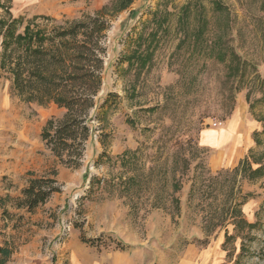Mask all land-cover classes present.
Segmentation results:
<instances>
[{"label": "rangeland", "instance_id": "374dc122", "mask_svg": "<svg viewBox=\"0 0 264 264\" xmlns=\"http://www.w3.org/2000/svg\"><path fill=\"white\" fill-rule=\"evenodd\" d=\"M88 16L107 23L102 84L81 159L67 166L41 137L65 109L13 90L1 30ZM0 73V154L32 151L39 165L1 177L0 245L16 253L36 236L38 264H66L70 240L128 251L135 264H264V0H0ZM228 122L247 150L214 171L211 143L233 139ZM33 176L56 190L18 207Z\"/></svg>", "mask_w": 264, "mask_h": 264}, {"label": "trees", "instance_id": "16d2710c", "mask_svg": "<svg viewBox=\"0 0 264 264\" xmlns=\"http://www.w3.org/2000/svg\"><path fill=\"white\" fill-rule=\"evenodd\" d=\"M213 3L217 12L227 9L217 1ZM186 6L184 12H188ZM16 22L10 21L1 30L2 59L7 61L13 90L29 100L52 101L65 109L61 119L46 122L41 137L60 163L76 166L91 131L88 112L95 105L102 84V39L107 23L99 16H88L47 31L25 29L16 34ZM139 59L143 64L144 56ZM233 60L229 69L240 71V58L234 55ZM107 102L106 99L102 106ZM259 170L258 167L253 172ZM55 172L53 169L52 174ZM55 183L53 177H31L16 205L32 210L56 190ZM14 251L8 243L0 245V264H7Z\"/></svg>", "mask_w": 264, "mask_h": 264}, {"label": "crops", "instance_id": "0c3cea01", "mask_svg": "<svg viewBox=\"0 0 264 264\" xmlns=\"http://www.w3.org/2000/svg\"><path fill=\"white\" fill-rule=\"evenodd\" d=\"M236 124V125H235ZM239 124V123H238ZM237 123H227L225 130H228L233 139L224 142L211 143L214 152L208 157L207 164L211 170L216 171L223 165L229 167L237 166L239 161L246 153L247 146L245 140L239 139ZM260 128L254 124L251 129ZM203 136H206L204 133ZM251 143L249 144V146ZM38 155L34 152L23 153L18 155L14 151L7 150L0 154V194L8 191L3 184L2 176L7 175L12 182H16L17 176L23 174L28 169H38ZM34 226V225H32ZM41 239L30 236L24 245L20 247L19 252L13 253L8 264H38L42 262L41 257L44 255L39 250ZM65 248L68 251L66 254V264H135V255L128 251L120 249H101L98 250L94 246L86 245L85 243L70 240L65 242ZM39 251V252H38ZM48 257V254L45 255ZM40 258V259H39ZM44 259L46 264H52Z\"/></svg>", "mask_w": 264, "mask_h": 264}, {"label": "built area", "instance_id": "2783aa9c", "mask_svg": "<svg viewBox=\"0 0 264 264\" xmlns=\"http://www.w3.org/2000/svg\"><path fill=\"white\" fill-rule=\"evenodd\" d=\"M217 124V122H213V125H216Z\"/></svg>", "mask_w": 264, "mask_h": 264}]
</instances>
